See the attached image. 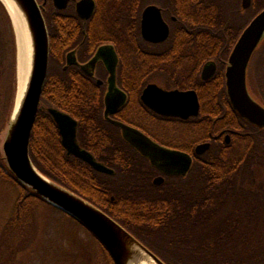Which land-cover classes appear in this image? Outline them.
<instances>
[{
    "label": "trees",
    "instance_id": "1",
    "mask_svg": "<svg viewBox=\"0 0 264 264\" xmlns=\"http://www.w3.org/2000/svg\"><path fill=\"white\" fill-rule=\"evenodd\" d=\"M197 3L198 16L181 19L183 41L191 45H214L217 60H227L242 32L264 10V0H252L246 12L242 11L241 0ZM44 16L51 32L60 27L50 13ZM16 51L11 19L0 2L3 72L11 66V58L16 63ZM50 59L43 101L67 113H76L79 119L80 111L90 114L94 106H87L84 99L67 105L62 95L54 93L52 78L57 66L52 51ZM261 61H264V49L253 61L254 86L259 83ZM12 68L11 111L17 95L16 64ZM60 72H64L61 66ZM223 72L224 66L220 64L216 93L217 100L226 107ZM221 115L216 114L215 118ZM236 115L232 116L235 122L239 118V122L231 121V126L240 134L231 145L214 143L188 176L169 177L162 186L152 183L150 172L143 167L147 161L138 155L119 161L112 176L100 174L81 160L68 157L55 123L43 111L39 112L32 133L30 155L43 175L101 209L166 264H264V131ZM219 119L217 127H230L227 121ZM80 123L81 133H88L85 122ZM0 178L11 181L18 192L12 215L0 227V262L22 264L23 255L33 250L39 233L41 206L58 209L16 180L2 152ZM94 238L103 254L100 264H115L107 249Z\"/></svg>",
    "mask_w": 264,
    "mask_h": 264
},
{
    "label": "flooded vegetation",
    "instance_id": "2",
    "mask_svg": "<svg viewBox=\"0 0 264 264\" xmlns=\"http://www.w3.org/2000/svg\"><path fill=\"white\" fill-rule=\"evenodd\" d=\"M80 1L69 0L67 7L59 10L50 0L43 11L44 14L50 13L60 24L53 32L49 30L50 56L52 51L57 66V72L52 78L54 93L62 95L68 101L67 105H71L73 100L84 99L87 106H94L90 108L91 113L88 115L80 111L79 119L76 113H67L42 99L40 111L52 118L60 144L68 157L73 155H69L63 145L58 125L49 111L51 108L71 116L77 122V143L99 164L113 170L115 174V165L119 161L138 155L147 161L143 167L150 172L153 184L158 177L164 178V185L169 177L188 176L197 160L214 143L232 144L240 134L239 130L231 126L236 121L232 115H237L228 95V104L223 107L217 100L216 93L220 64L224 66L226 88V68L232 51L227 60H217L214 45H191L183 41L181 19L198 16L195 4L198 5L199 0H93L95 9L89 19L79 15L77 6ZM39 2L43 4L42 0ZM152 7L160 12L169 28V37L163 42H152L143 35V17L145 11ZM155 15L157 16V11ZM263 49L256 56H260ZM109 63L114 65V70L110 69ZM209 63H215L216 72L212 77L204 78L203 72ZM261 65L258 67L259 83L254 86L252 62L250 84L256 97L264 105V61H261ZM60 66L64 72H60ZM153 86L150 97H158V92L161 91H195L199 99V115L183 119L158 113L143 99L146 90ZM107 98H112L113 107V112H108V115ZM221 113L220 119L215 118L216 114ZM218 119L227 121L230 127H217L215 124ZM237 119L239 122V118ZM81 121L85 122V131H89L88 133H81ZM114 122L140 130L162 147L189 154L193 158L191 170L186 176L163 173L124 139L121 128ZM204 143H210L211 148L198 156L196 149Z\"/></svg>",
    "mask_w": 264,
    "mask_h": 264
},
{
    "label": "water",
    "instance_id": "3",
    "mask_svg": "<svg viewBox=\"0 0 264 264\" xmlns=\"http://www.w3.org/2000/svg\"><path fill=\"white\" fill-rule=\"evenodd\" d=\"M42 1L43 4H40L39 0H10L17 7L27 29L26 37L31 42L33 55L31 73L24 97L16 117L14 116L18 97L15 100L2 144V153L7 167L20 184L31 189L37 196L90 231L107 249L115 264H140L144 261L151 264H166L101 209L43 175L31 159L32 133L40 111L50 65L49 29L43 13L44 6L50 0ZM52 1L57 9L63 10L67 7L69 0ZM0 2L11 19L17 44L13 19L5 2L3 0ZM251 6L252 0H242L243 12ZM77 9L82 18L89 19L94 12L95 2L81 0ZM155 11H157V16ZM143 35L152 42H163L169 37L168 26L163 21L160 12L153 7L145 11ZM263 46L264 10L242 32L230 54L226 68V90L235 112L248 123L264 131V105L258 100L250 84L252 62ZM109 67L114 70V65L109 63ZM215 72V63H209L204 69L203 77L210 78ZM153 90L154 86L148 88L143 99L158 113L183 119L199 115L200 105L195 91H161L158 92V97H150ZM111 102L112 98H107V115L108 112H113ZM49 111L58 125L63 145L69 155L83 160L98 172L114 174L113 170L99 164L89 152L79 146L76 141L77 122L71 116L54 108ZM114 123L121 128L124 139L163 173L186 176L191 170L193 158L189 154L162 147L140 130L121 122ZM210 148V143L201 144L197 147L196 154L202 156ZM164 181V178L158 177L154 184L160 186Z\"/></svg>",
    "mask_w": 264,
    "mask_h": 264
},
{
    "label": "rangeland",
    "instance_id": "4",
    "mask_svg": "<svg viewBox=\"0 0 264 264\" xmlns=\"http://www.w3.org/2000/svg\"><path fill=\"white\" fill-rule=\"evenodd\" d=\"M17 55L16 53V63L11 58V66L8 70L6 67L3 72L0 66V152L12 113L14 98L12 67L16 64L17 72ZM17 197L18 192L13 183L0 178V227L12 215ZM40 211L41 222L34 248L23 255L22 264H100L102 262L103 254L100 246L85 227L62 211L47 205L41 206Z\"/></svg>",
    "mask_w": 264,
    "mask_h": 264
},
{
    "label": "bare ground",
    "instance_id": "5",
    "mask_svg": "<svg viewBox=\"0 0 264 264\" xmlns=\"http://www.w3.org/2000/svg\"><path fill=\"white\" fill-rule=\"evenodd\" d=\"M8 8V11L13 19L14 27L16 30L17 35V108H16V114L14 117H16L17 112L20 108L22 99L24 97L27 83L30 77L31 73V61H32V49H31V42L26 37L27 29L25 28L20 13L17 10V7L10 2V0H3ZM140 264H151L149 262L144 261Z\"/></svg>",
    "mask_w": 264,
    "mask_h": 264
}]
</instances>
